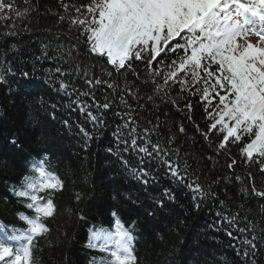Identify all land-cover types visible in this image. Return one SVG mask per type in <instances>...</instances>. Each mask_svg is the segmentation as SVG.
Returning a JSON list of instances; mask_svg holds the SVG:
<instances>
[{"label":"snow or ice","instance_id":"6c2138e0","mask_svg":"<svg viewBox=\"0 0 264 264\" xmlns=\"http://www.w3.org/2000/svg\"><path fill=\"white\" fill-rule=\"evenodd\" d=\"M22 2L21 10L17 0H0V36L31 30L39 4ZM57 4L47 14L56 18L55 35L67 36L68 43L41 44L35 61L55 62L43 69L44 84L68 96L65 107L79 111L92 130L69 119L60 121L63 127L78 129L87 151L93 141L103 138L110 114L115 128L105 152L123 172L145 189L158 183L163 173L191 194L197 211L207 201L215 203L216 221L208 227L239 239L230 245L239 264H259L264 248V0H57ZM16 51L12 45L0 59V85L17 76L9 59ZM35 72V64L32 73L19 72L23 87L32 86ZM12 91L10 86L9 94ZM160 105L181 114V122L169 126L167 119L160 122L158 116L145 115ZM197 106L203 110L200 121ZM29 109L27 123L33 134L39 133L36 144H47V120L40 114L56 120L57 105L49 108L40 96ZM184 121L217 156L226 155L232 176L205 174L200 166L205 158L185 150ZM181 136L186 138L184 144L178 143ZM8 143L22 149L19 130ZM233 147L239 149V159L232 154ZM39 151L42 154L30 160L20 185L10 189L31 214L16 213L22 228L0 225V264H38L39 244L48 239V222L58 213L56 197L65 190V182L51 170L48 148ZM240 163L246 169L243 175L235 172ZM229 184L240 186L241 201L235 207L227 196ZM120 196L143 208L148 218L163 210L166 201H177L176 192L168 187L148 205L128 192L112 199ZM81 199L76 193L75 200ZM252 200L254 208L249 206ZM111 215L113 230H90L85 247L103 255L89 264H140L137 221L126 226L115 210ZM157 237L163 241L160 233Z\"/></svg>","mask_w":264,"mask_h":264},{"label":"trees","instance_id":"16d2710c","mask_svg":"<svg viewBox=\"0 0 264 264\" xmlns=\"http://www.w3.org/2000/svg\"><path fill=\"white\" fill-rule=\"evenodd\" d=\"M34 2L39 4L40 12L32 14L31 30L21 31L17 36H0V59L3 58L5 49L12 45L17 48L14 55L9 54L17 76L9 77V84L0 85V225L24 227L16 218V213L18 211L31 213L17 203L10 189L20 185L30 160L42 154L40 148L47 147L51 157V170L65 182V190L56 197L59 210L55 219L48 222L50 228L48 239L39 244L38 264H89L93 257L99 259L103 253L85 247L88 235L92 228L113 230L114 220L111 213L114 210L126 226L132 220L137 221L135 247L140 264H239L235 250L230 246L238 244L239 239L234 240L223 230L217 231L208 227L216 221L215 203L207 201L198 211L195 210L191 194L186 189L174 185L163 176V173L158 183L145 189L124 173L116 159L105 152L115 128L110 114L106 117L109 128L105 130L103 138L93 141L87 151L83 148V139L78 129L73 127L69 131L63 127L60 121L69 119L92 130L91 125L79 111L65 107L69 103L68 96L53 91L43 82V69L54 67L55 62L35 61V57L40 55L41 44L54 45L55 42L66 44L68 37L55 35L58 31L54 27L56 18L47 14L49 8L53 10L58 8L57 0ZM17 4L22 10L24 7L22 0H17ZM48 29L52 31L49 32ZM33 64L36 66V79L32 81V86L23 87L19 72L32 73ZM10 86L13 88L11 94ZM77 87H82V84L77 83ZM96 95L102 98L99 91ZM40 96L44 97L49 108L53 103L57 105V119H48L43 112L40 114L47 120L45 133L48 142L38 146L35 141L39 133H32L27 120L29 105L34 104ZM202 111V108L197 106L198 121L201 119ZM145 115L152 119L158 116L160 122L167 119L169 126L182 120L181 114L165 105L148 110ZM184 123L188 129L187 143L184 144L186 138L183 136L179 138L178 143L184 144L186 151L205 158L200 165L205 174L232 176V172L226 167V155L217 156L193 127L187 121ZM201 127H204L202 122ZM17 130L20 131L22 149L8 143V137ZM231 152L239 159V149L233 147ZM245 171L243 163L235 169L239 175H243ZM165 187L176 192L177 201L174 204L166 201V207L158 210L154 218L146 217L143 208L133 205L123 196L117 200L112 199L114 194L128 192L134 197L138 196L144 205H148L151 198L160 197ZM239 188V185L229 184L227 189L229 203H233V207L241 201ZM76 193L82 195L79 202L75 200ZM221 196L223 197V185ZM249 206L254 208L256 201L252 200ZM67 209H71V213ZM80 215L86 219L80 220ZM181 220L183 224L179 223ZM157 233L163 236V241L157 237ZM258 260L259 264H264V248L261 249Z\"/></svg>","mask_w":264,"mask_h":264},{"label":"rangeland","instance_id":"374dc122","mask_svg":"<svg viewBox=\"0 0 264 264\" xmlns=\"http://www.w3.org/2000/svg\"><path fill=\"white\" fill-rule=\"evenodd\" d=\"M254 39V38H253Z\"/></svg>","mask_w":264,"mask_h":264}]
</instances>
